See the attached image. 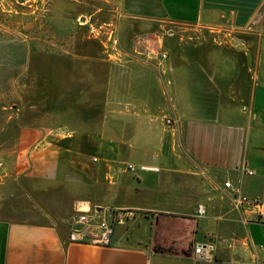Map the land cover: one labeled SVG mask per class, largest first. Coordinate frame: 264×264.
I'll use <instances>...</instances> for the list:
<instances>
[{"label":"crops","instance_id":"crops-1","mask_svg":"<svg viewBox=\"0 0 264 264\" xmlns=\"http://www.w3.org/2000/svg\"><path fill=\"white\" fill-rule=\"evenodd\" d=\"M109 1L115 3L111 18L159 31L169 25L240 28L264 8V0ZM70 17L74 38V12ZM107 57L108 121L97 160L81 146L87 139H78L80 134L69 128H28L20 115L8 117L0 126V163L10 165L6 181L0 176V196L28 198L18 187L24 177L63 186L76 183L84 195L75 203L78 210L88 217L95 211L96 219L104 217L112 225L110 244L71 242L52 204L38 203L46 214L27 221L9 218L11 212L0 204V264H201L193 254L197 244L213 247L208 264H264V224L254 222L251 213L235 212L222 189L229 181L242 195L264 203V89L245 112L232 109V90L230 103L220 98L218 72L199 83L186 63L177 74L171 67L176 94L168 95L150 71L136 72L146 64L122 52ZM11 78H4V96L15 83ZM0 110V117L6 116ZM166 116L179 123L164 126ZM129 126L132 135L125 137ZM119 148L129 151L126 159L117 156ZM240 166L254 175L240 176ZM199 205L205 209L203 218H195ZM115 209L122 211L120 220L111 218ZM72 228L70 224V232Z\"/></svg>","mask_w":264,"mask_h":264},{"label":"rangeland","instance_id":"rangeland-1","mask_svg":"<svg viewBox=\"0 0 264 264\" xmlns=\"http://www.w3.org/2000/svg\"><path fill=\"white\" fill-rule=\"evenodd\" d=\"M114 8L115 3L109 0H0V108L6 115L0 117V126L8 117L20 115L28 128H69L80 134L78 139H87L81 146L89 148V156L97 160L100 133L108 121L104 109L107 55L121 52L131 61L146 64L147 69L136 72L150 71L168 95L176 94L171 67L177 74L183 63L199 83L208 81L206 74L218 72L223 94L220 98L230 103L228 90H232V109L246 112L256 92L264 89V8L240 28L169 25L160 31L146 23L111 18ZM73 12L77 25L74 38L70 37ZM80 21H86V25ZM226 48L232 49V54H227ZM162 54L166 55L164 61ZM9 74L15 83L9 87L10 95L4 96L3 90L8 87L4 78ZM17 78L22 79L21 84ZM165 119L173 118H163L164 126ZM131 135L129 126L125 137ZM27 136L30 140L34 137ZM128 152L119 148L116 154L126 159ZM8 164L0 167L4 181L9 177ZM77 185L35 182L24 177L18 187L29 197L0 196V204L11 212L9 218L24 221L39 212L46 214L38 203L52 204L53 214L70 239V224L79 209L75 203L84 197Z\"/></svg>","mask_w":264,"mask_h":264},{"label":"built area","instance_id":"built-area-1","mask_svg":"<svg viewBox=\"0 0 264 264\" xmlns=\"http://www.w3.org/2000/svg\"><path fill=\"white\" fill-rule=\"evenodd\" d=\"M162 60H166V55H160ZM179 123L178 119H165V125L174 127ZM127 170L134 172L132 166H128ZM240 176H253L254 171L244 166L238 168ZM222 189L231 197V207L237 213H251L255 215L253 220L256 223L264 224V203L251 200L242 195L239 187L233 186L229 181L224 182ZM122 211L115 209L110 214L111 218L116 217L120 220V213ZM205 216V209L199 205L195 211V218H203ZM246 222H249L247 220ZM72 230L70 232L71 242H85L88 241L97 246H108L110 238L113 235V228L105 218L96 219V212L94 211L92 217H88L77 209L76 214L72 218ZM213 247L211 245L197 244L193 248V254L196 260L201 264H208L211 261Z\"/></svg>","mask_w":264,"mask_h":264}]
</instances>
